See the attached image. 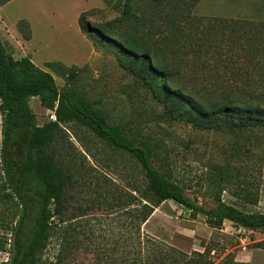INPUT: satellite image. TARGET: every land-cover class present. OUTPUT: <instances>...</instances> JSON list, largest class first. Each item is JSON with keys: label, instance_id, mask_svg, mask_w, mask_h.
<instances>
[{"label": "rangeland", "instance_id": "1", "mask_svg": "<svg viewBox=\"0 0 264 264\" xmlns=\"http://www.w3.org/2000/svg\"><path fill=\"white\" fill-rule=\"evenodd\" d=\"M129 1L17 0L6 11L12 16L15 8L17 18L23 11L37 14L44 26L35 41L39 62L58 88L85 99L127 136L152 145L158 152L153 165L192 200L209 208L220 193L225 203L264 213V128L228 129L222 126L226 118H180L155 91L159 82L106 34V24L120 17ZM131 1L135 17L116 32L150 51L152 62L176 71L173 82L186 93L213 101L264 87V0H180V6ZM80 11L88 12L84 18L93 31H104L103 37L90 32L92 42L82 33L90 45L77 31ZM30 107L39 126L48 123L52 109L39 98H32ZM1 145L0 113V150ZM49 155L66 187L63 214L53 218L39 264H60L64 257L65 264H109L110 249L125 227L123 196H136L142 182L139 165L77 123L61 125ZM226 168L231 182L220 192L216 184ZM241 189L258 201L244 203ZM142 231L186 253L213 244L215 262L231 252L238 262L264 264V232L225 222L216 233L204 216H192L172 201L157 207ZM8 258L0 250V264Z\"/></svg>", "mask_w": 264, "mask_h": 264}, {"label": "trees", "instance_id": "2", "mask_svg": "<svg viewBox=\"0 0 264 264\" xmlns=\"http://www.w3.org/2000/svg\"><path fill=\"white\" fill-rule=\"evenodd\" d=\"M152 1L153 4L164 1L171 6H180V0ZM87 13H82L79 18L82 32L87 36L93 32L103 37L104 31L99 34L90 27L84 18ZM134 17L130 0L120 17L106 24V34L118 49L141 65L142 72L159 82L155 91L180 118L201 121H209L212 117L226 118L222 126L228 129L264 128V87L213 101L186 93L173 82L176 71L160 61L152 62L150 51H141L137 41L116 32L118 25L132 22ZM88 39L92 42L90 36ZM32 98H39L43 107L52 109L56 121L39 126L30 107ZM0 113V250L9 255L3 264H39V255L50 238L53 218L63 214L61 207L66 184L49 155V148L61 131V125L69 123L87 128L99 139L130 154L143 174L140 186L135 188L137 195L123 196L125 227L110 249L109 264H246L238 262L231 252L215 262L211 255L215 250L213 244L205 247L203 252L186 253L144 234L142 226L166 201L189 210L192 216H204L206 224L216 233L222 232L225 222L238 228L264 232L263 212H246L225 203L220 193L213 198L209 208L192 200L184 187L153 165L158 152L152 145L135 136L129 137L110 125L104 115L73 91H61L54 76L37 67L29 58H13L1 39ZM18 145L21 151H17ZM224 171L216 184L220 192L225 191L231 182V171L229 168ZM241 191L240 200L244 203L258 201L245 189ZM59 260L60 264H65V257Z\"/></svg>", "mask_w": 264, "mask_h": 264}, {"label": "crops", "instance_id": "3", "mask_svg": "<svg viewBox=\"0 0 264 264\" xmlns=\"http://www.w3.org/2000/svg\"><path fill=\"white\" fill-rule=\"evenodd\" d=\"M15 2H17V0H2L0 3V39L4 43L7 52L12 55L13 58L21 59L27 57L37 67L44 70L40 65V58L38 57L37 53L38 48L35 44V41L37 39H41L38 37V34L43 31L44 26L42 23L39 22L38 18L36 17L37 14L34 13L23 11L20 14V17L17 18V16L15 15V8H12V16H10L9 13L6 11V8L9 7L10 4ZM82 13H84V11H80L77 15L78 25L79 18ZM77 31L79 35L87 43H89L86 40V37L83 35L84 33L82 32L80 25ZM62 63L64 64L65 62Z\"/></svg>", "mask_w": 264, "mask_h": 264}, {"label": "built area", "instance_id": "4", "mask_svg": "<svg viewBox=\"0 0 264 264\" xmlns=\"http://www.w3.org/2000/svg\"><path fill=\"white\" fill-rule=\"evenodd\" d=\"M48 117H49V121H56V116H55L54 111H50L48 113Z\"/></svg>", "mask_w": 264, "mask_h": 264}]
</instances>
